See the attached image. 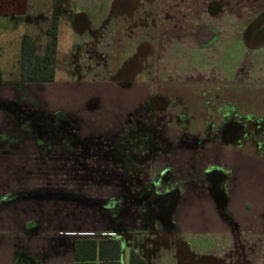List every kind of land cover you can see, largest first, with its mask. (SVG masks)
Here are the masks:
<instances>
[{
  "label": "crops",
  "instance_id": "obj_1",
  "mask_svg": "<svg viewBox=\"0 0 264 264\" xmlns=\"http://www.w3.org/2000/svg\"><path fill=\"white\" fill-rule=\"evenodd\" d=\"M51 1L53 19H58L54 81L25 83L17 95L15 86L21 73L8 80L16 81L14 86L7 83L13 90L0 78V179L5 176L1 170L7 161L33 159L27 148L22 156V147L29 143L17 137L18 130L44 144L38 138L41 130L28 121H3L4 101L35 97L37 102L38 94L51 99L45 94L47 88L65 96V103L76 107V113L79 106L90 102L96 109L92 120L105 130L115 126L116 118H110V110L101 109L103 102L114 109L123 106L127 110L122 115L129 113V118L138 111L143 121L131 120L138 125L124 121L123 143L154 150L160 162L221 161L228 167L249 160L248 155L264 145V135L258 137V128L264 125V65L258 67L259 61H264V18H252L244 31L237 22L243 17L244 0H207L210 11L206 15L205 10L200 11L206 7L204 0ZM8 9L9 3L0 0V13ZM64 14L71 22L65 39L60 19ZM18 15L12 13L15 19ZM253 19L256 21L251 24ZM204 25H210L209 30L203 31ZM210 57L229 68L207 70L195 61ZM253 77L255 83L261 82L250 83ZM228 98L234 99L231 105H225ZM43 100L49 105V99ZM79 124L81 130L86 122ZM76 125L60 128L70 134L76 132ZM115 135L99 140L78 138L85 143H111ZM122 166L129 170V164ZM183 189L177 199L169 195L171 189L161 195L154 192L148 204L151 215L142 217L137 214L141 207L133 208L132 215L122 217L121 231L112 228L98 234L64 229L52 233L36 226L13 236L10 233L16 230L1 227L4 210L9 207H4L0 193V264H139L136 256L146 264H219L226 249L220 241L226 240L223 237L228 236V230L218 226L232 219L222 216L211 198H196L191 186ZM228 204L235 220L244 223L240 206V214H235L234 202ZM157 208L171 211L172 236L161 229L168 224ZM147 225L150 235L146 234ZM88 239L97 241L94 250L83 242ZM100 240L112 241L100 249Z\"/></svg>",
  "mask_w": 264,
  "mask_h": 264
},
{
  "label": "rangeland",
  "instance_id": "obj_2",
  "mask_svg": "<svg viewBox=\"0 0 264 264\" xmlns=\"http://www.w3.org/2000/svg\"><path fill=\"white\" fill-rule=\"evenodd\" d=\"M1 1L9 3V12L0 13V78L4 86L13 90L16 81L8 82V80L16 79L21 73L23 36L26 34L30 36L36 53L45 54L47 51V41L50 36L48 31L53 24V9L51 10L53 2L51 0ZM242 5L243 17H238L237 22L242 24L245 31L252 18L264 15V0H244ZM12 13H18V18L15 19ZM25 13L27 14L24 17ZM60 19L63 20L61 23L65 30L61 35L63 34L65 39V32L67 29L69 32L71 30V22L65 14ZM263 25L264 22L261 26ZM64 46L61 43V47ZM195 61L207 70L229 68L213 60L212 57L210 60ZM261 63L264 65V61H259L258 67H261ZM255 81L253 77L250 83L261 82L255 83ZM18 82L19 85L15 86L17 95L23 92L22 87L23 85L25 87V83H33L22 81L21 77ZM7 83L13 86H7ZM34 88L36 90L38 87ZM45 94L50 95L51 99L38 94L37 102L35 97L28 101L5 100L2 107L4 122L15 119L28 121L30 125L41 130L38 138L44 141V144L41 142L38 144L36 136L32 137L27 131L18 130L17 137L26 139L29 143L22 147V156L27 148L29 151L32 150L30 153L33 154V159L17 162L9 160L4 169L2 167L1 171L5 176L0 179L2 185L0 193L4 207L8 206L9 209L4 210L1 227L8 231L16 230V233H10L11 236L17 235V232L35 229L36 226L50 229L52 233L64 229L96 231L98 234L112 228L121 231L122 217L124 214L132 215L133 208L141 207L137 214L142 217L151 215L148 204H151L154 192L161 195L171 189L172 193L169 195L177 199L181 187L185 191L191 186L196 198H211L212 203L215 202L219 206L221 215L232 219L225 226H218L228 230V236L223 237L226 240L223 239L220 244H226V249L242 245L244 250H249L248 253L243 252L242 259L248 254L246 259L248 263L249 257L253 256L252 263L264 264L263 144L262 147H258L257 153L248 155L249 160L235 161L228 167L221 161L208 163L196 162V160L194 162L162 160L160 162L156 160L154 150L149 152L144 146L139 148L137 144L123 143L121 133L125 128L124 121L133 125L138 123L131 120L143 121L138 109H135L137 113H132L129 118V113L122 115L127 110L123 106L120 107L121 109H114L103 102V105H100L101 109L110 110V118L112 115L113 119L116 118L115 126L112 125L105 130V126H96L95 121L92 120L96 109L90 105V102L83 104L82 107L79 106L80 109L76 113V107L68 106L65 103L67 98L59 95V92L55 93L47 88ZM43 98L50 100L49 105ZM212 98L217 99V97ZM230 100L234 101L233 98H228L225 105H231ZM221 104H224L223 100ZM23 106L25 108H22ZM83 121L86 124L80 130L79 122ZM76 123L77 134L72 132L73 130L70 134L69 132L64 134L65 130L60 128L75 127ZM112 133L116 135L111 143L102 140L99 141L100 143L98 141L85 143L80 140L82 137L99 140L109 137ZM258 133V137L262 138L264 125L259 126ZM126 163L129 164V170L122 166ZM160 168H163L162 171L159 170ZM146 172H148L147 176H145ZM229 201H232V204L234 202L232 208L235 214H240L239 209H242L244 223L239 224L238 220H235L229 208ZM149 227V225L145 227L148 231L147 235H150ZM187 228L189 229V226ZM161 229H164L166 234L173 235L170 227L163 226ZM195 229L201 231V228ZM238 235H241L242 241H239Z\"/></svg>",
  "mask_w": 264,
  "mask_h": 264
},
{
  "label": "trees",
  "instance_id": "obj_3",
  "mask_svg": "<svg viewBox=\"0 0 264 264\" xmlns=\"http://www.w3.org/2000/svg\"><path fill=\"white\" fill-rule=\"evenodd\" d=\"M49 40L45 54H38L34 51L29 35L23 36V47L21 57V80L26 82H52L55 78L58 19L54 17L53 24L49 28ZM112 240H100V249L105 247L107 242ZM89 249H95V240H84ZM139 264H146L139 256Z\"/></svg>",
  "mask_w": 264,
  "mask_h": 264
},
{
  "label": "flooded vegetation",
  "instance_id": "obj_4",
  "mask_svg": "<svg viewBox=\"0 0 264 264\" xmlns=\"http://www.w3.org/2000/svg\"><path fill=\"white\" fill-rule=\"evenodd\" d=\"M204 2H205V6L206 7H204V8H201V10L200 11H202V10H205V12H204V14L206 15L209 11H210V4L207 2V0H204ZM136 3V2H135ZM137 4V3H136ZM164 15H168V14H164ZM208 17V16H207ZM257 17H259V18H264V15H262L261 14V16L260 15H258ZM256 17V18H257ZM255 18V19H256ZM205 19V18H204ZM54 20V19H53ZM254 21H256V20H252L250 23L252 24ZM209 26L210 25H204L203 27H202V29H203V31H207V30H209ZM246 31V30H245ZM262 42H264V41H261V43ZM244 43H246V41H244ZM166 195V194H165ZM169 196V195H168ZM158 210H159V213H161L162 214V216H163V219H165V224H168V225H166V227H171V223H170V221L168 220L169 219V214H170V212L169 211H167V209L166 208H157ZM167 211V212H166ZM238 237V239H239V241H242L241 240V235H238L237 236ZM245 247H246V245H245ZM243 252H245V253H248L249 252V250H244V248H243V246L241 245V247L240 246H235V247H232V248H230V249H224L223 250V253H221V256L218 258V263L219 264H255V263H252L251 262V259H252V257L253 256H251V257H249V259H250V262L248 263L247 262V256H248V254L247 255H245V258L244 259H242L241 257L243 256ZM244 260H245V263H244Z\"/></svg>",
  "mask_w": 264,
  "mask_h": 264
}]
</instances>
